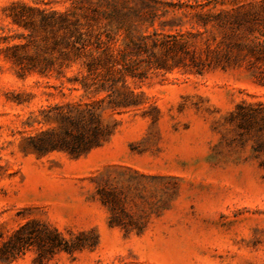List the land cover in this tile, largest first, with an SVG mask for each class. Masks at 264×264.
Wrapping results in <instances>:
<instances>
[{"label":"rangeland","instance_id":"374dc122","mask_svg":"<svg viewBox=\"0 0 264 264\" xmlns=\"http://www.w3.org/2000/svg\"><path fill=\"white\" fill-rule=\"evenodd\" d=\"M11 1L0 0V29L8 26L1 9ZM148 2L153 9H199L186 0ZM224 2L217 9L230 7ZM5 44L0 40L3 235L31 219L65 238L95 230L93 250L61 252L45 264H264V154L254 151L264 137V78L243 68L152 73L130 83L144 102L114 115L118 127L101 146L76 158L61 150L37 154L28 138L54 126L39 110L85 99L65 89L62 97L54 79H17L3 60ZM240 111L258 116L253 127L238 126L231 114ZM34 257L28 247L8 264H34Z\"/></svg>","mask_w":264,"mask_h":264},{"label":"trees","instance_id":"16d2710c","mask_svg":"<svg viewBox=\"0 0 264 264\" xmlns=\"http://www.w3.org/2000/svg\"><path fill=\"white\" fill-rule=\"evenodd\" d=\"M68 1L61 10L21 0L1 9L8 21L0 29L6 43L2 57L15 77L54 79L58 84L52 88L62 97L65 89L80 91L85 99L39 110L54 126L28 138L34 153L61 150L76 158L101 146L118 127L114 115L144 102L143 92L130 83H142L152 73L243 68L258 81L264 78V0H231L226 9H217L224 0H186L199 9H153L148 0ZM231 116L244 128L258 117L250 111ZM259 120L264 130V115ZM254 151L264 154V137ZM260 167L264 171V159ZM97 244L94 229L65 238L31 219L9 235L0 232V263H10L28 247L34 249V264H45L55 254L73 255Z\"/></svg>","mask_w":264,"mask_h":264}]
</instances>
